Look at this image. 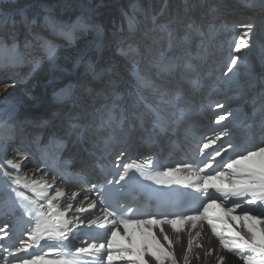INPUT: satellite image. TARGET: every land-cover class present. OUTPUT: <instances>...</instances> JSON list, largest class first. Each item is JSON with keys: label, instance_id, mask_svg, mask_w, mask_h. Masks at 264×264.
I'll use <instances>...</instances> for the list:
<instances>
[{"label": "rangeland", "instance_id": "374dc122", "mask_svg": "<svg viewBox=\"0 0 264 264\" xmlns=\"http://www.w3.org/2000/svg\"><path fill=\"white\" fill-rule=\"evenodd\" d=\"M20 1L21 0H0V68L7 70L9 68L13 69L16 66L21 65L22 56L20 57V52L23 54L24 60L27 61V64L33 63V65H36L37 67H32V71L29 70L27 73L28 79L30 76L34 78L32 80L33 84L31 85H29L27 79L20 81V76L14 77V79L4 80V82L0 84V101L5 96L4 94L7 92V89L11 88L12 90L19 92L23 96V99L25 97H28L31 100L35 99L30 101L28 105H25L26 102L22 100L25 106L31 107L30 110H32V108L39 107V103H41L43 99H46V96L48 95L59 97L60 95H63L67 92V87L69 84L65 82L63 84V86L65 85L64 93L62 89L63 87L59 88L60 92H58V88H53L52 83L56 80H49L48 77L52 72L46 77V72L48 69H50L49 65L50 63L57 61L59 63V69L64 70L71 67L66 73L65 70L61 72L58 75L57 80L61 78L63 79V77L68 75L69 72L72 73V68L76 66L75 61L79 58L80 64L85 66L88 59L84 56L94 48V44L96 42L100 41L105 36L104 32L107 26L104 23V16L107 18L109 17L110 21L113 22L116 27L119 19L123 18L125 13L129 18L126 29L131 28L132 24L136 25L139 22H142L145 19L144 15L148 16L147 19L150 17L152 18V20L146 25L141 23V29L146 30L147 32L139 34L138 40L133 41L134 45L131 44L132 46L124 48L127 51V54H130V57L134 59V61L130 63L127 72L130 75L132 74L136 79H138V75L134 65L140 64L138 61L140 58L142 61L141 67H143L142 71L144 72L150 71L153 72V74L166 73L169 75L178 76V70L181 69L184 75H187V78L190 79V82H196L199 84L208 78V76L205 74H208L206 70L209 67L207 59L212 53L214 54V58L211 56L209 61H213V59H215L214 64L217 69L216 74L220 75L219 81L221 82H223L222 73L226 71V65L230 57L233 55H239L241 57V59L238 61L239 67L236 68L239 74L245 69V67H248L251 72L253 70L255 71L259 67L257 65L256 59L250 61L248 59H242L240 54H236L234 52V43L238 41L246 31L242 25L252 26L251 31L248 33V36L245 37V39H247L248 42H251L252 46L257 51L261 50L262 48L264 49V0H261V3L256 6L258 13H255L256 10H253V14L251 15L252 10H250V17L253 21L252 23L248 22V24L240 23L236 25L232 22H229L228 20H224V17H222L220 21V18L212 16L211 8L212 5H215L214 3L217 4V0H205L202 6L205 9L201 8L202 0H174V3L171 2L173 6L172 4L170 5L169 2L172 0H155V4H152L150 0H114V2L116 1L115 3H113L112 0H56L54 2L47 0H22L24 1L23 3H25L24 6L28 5V7H22L17 12L5 11L3 8V5L5 4L10 2L18 3ZM225 1L228 4H232L233 2L238 3L239 0ZM167 4L169 5L167 6ZM57 8H61L64 11V15H66V17L70 16L71 14L76 16L78 13L80 15L84 11L89 13L90 11L88 10L90 9L94 11V13H97L99 17L102 15V18L96 19L93 22H86L81 19V17L77 16V19L75 17L74 20H71L69 23H67L65 21L66 19H64V17L62 18L61 13L55 12L58 10ZM205 10L209 11L207 12V15L202 13V11ZM233 11L234 12L231 14L228 13L229 18H234V20H237L236 11H238V9H234ZM141 12L143 14H141ZM162 12H171V19L168 21L160 20V14ZM220 13H218L219 16L221 15ZM5 14H7V16ZM165 16L167 17V15ZM216 16L219 17L218 15ZM19 17L22 19L20 22L18 21ZM184 17L185 19L183 20ZM156 19L159 20V26L157 25ZM40 23H46L48 25H52L53 23L56 24L57 36L49 39L47 36L41 34L40 30L36 31L35 28L37 24ZM91 23H93V28L91 30L87 29ZM175 25L178 26V28ZM2 26H7V29H4L5 33L3 34L1 33L3 30L1 29ZM154 28H156L158 31L153 32ZM32 29L35 30L34 35H32V33L29 35V32ZM119 32H121V27H118L115 30L114 36H116ZM73 35L76 36L73 37ZM62 36L65 38H59ZM168 38L169 43L167 44L169 45L170 49L163 52L160 44ZM151 39H153L152 42ZM55 41H63L64 43L56 44ZM112 41L113 48H116L117 53L125 52L122 48V39L120 35H118V37L114 38ZM149 43H154V49H149V46H147ZM156 43L157 47H155ZM33 45H41L42 49L44 51L47 50L50 56L47 59H41L36 54H33L31 49ZM191 45H193V48ZM219 47L220 49H218ZM247 50L248 49H243L242 54ZM253 53L255 52L252 51L250 53L252 57ZM199 59H201L202 62H200ZM50 60L52 61L49 62ZM85 60L87 61L85 62ZM257 60L259 61L258 58ZM103 64H106V60L94 67V69L96 68L97 72H93V70L92 72L94 74H99L105 69ZM191 64H204V68L195 67L193 72H190L189 70L185 72L184 69ZM41 65H44L42 66L44 70H41L42 67L39 68ZM109 68L110 67L106 68L105 70L109 71ZM197 68H200V70L198 71ZM12 71L15 70L13 69ZM169 71H172V73L170 74ZM0 74L2 73L0 72ZM45 77L46 92L43 91V89L42 92H40L41 88L45 89L44 86L41 87L45 81ZM88 79L89 78H87V80ZM144 80L146 79L143 76L142 82ZM59 86H62V84L60 83L54 85V87ZM146 90L149 91V87ZM148 94H150V91ZM156 95L158 94L156 93ZM164 96L162 98H164ZM11 100L12 99H8V101L6 100V103L10 104L8 109H4L7 112L11 110V115L8 116L4 110H1L0 117H3L1 123L6 122V119L10 120L11 117V119L15 121L18 119V116L23 113V108L18 106L22 105L23 103H14V99L12 101ZM26 101L29 100L27 99ZM112 101H117L115 103H118V98L115 96L111 97L110 102ZM55 107L57 108H55L53 111L60 112V115H62V113L67 109L63 108L62 106ZM5 127L6 126H3V129ZM2 138L3 136L0 134V141ZM5 150L8 152L9 147H6ZM12 158H15V155L12 156Z\"/></svg>", "mask_w": 264, "mask_h": 264}, {"label": "snow or ice", "instance_id": "6c2138e0", "mask_svg": "<svg viewBox=\"0 0 264 264\" xmlns=\"http://www.w3.org/2000/svg\"><path fill=\"white\" fill-rule=\"evenodd\" d=\"M246 29L243 36L234 43V52L237 54L242 53L243 49L250 47L249 42L245 37L251 31V25H242ZM241 59L239 55H233L230 57L226 71L222 74L227 76L229 73H233L234 69L239 67L238 61ZM166 70V69H165ZM167 103V101H165ZM222 107V105H218ZM264 111V108L261 109ZM227 115H231L228 113ZM227 115H220L216 120V123H220L227 118ZM262 131H264V120L261 121ZM224 133L216 135L214 138H209L203 142L202 147L199 148V155L204 157L195 166L192 164L184 163L176 167H164L163 170H158L156 165L152 161L137 162L131 161L117 165L122 171L118 172L119 179L115 183L119 184L121 181L127 183L128 181L139 182V178H143L145 181H151L155 185L162 186V188L170 189L173 185H180L185 189H192L195 193H200V204L196 208H186L183 212L175 213H160V219H157L156 214H149V218L142 219L139 209H134L131 205L119 204L117 207L109 210V207L103 208L104 222H100L99 218L96 220H89L88 225H96L98 228L103 229L109 233L108 238L104 242H93L88 245L87 248H78L77 252L84 253L94 252L98 258L103 261L105 256L107 264H113L114 256L113 251L119 253V259L127 261V264H148L145 256H151L157 264L161 261V253L164 259L171 260L172 264H176L175 257L172 253L166 252L152 231L141 227L140 231L143 236L141 246L139 248L134 247V241L132 236L128 232V226L135 224L138 226L144 225H170L176 233L185 231L182 227L177 225L188 224V231L195 229L198 226L203 229L204 221L207 222L211 228L212 234L219 241V245L223 250L234 254L244 264H264V142L260 144H254L251 147H246L244 150L236 153L234 156H230L226 159L222 158L217 160L218 157H222L223 153H227V148L221 145L219 148L214 147L217 141H220ZM228 147H233L228 144ZM212 149L211 152L206 150ZM125 152L121 151L119 156H124ZM119 156L117 159H119ZM258 158V159H257ZM216 165L213 167V165ZM7 165L10 169L19 172L22 167L21 163L7 161ZM202 165V166H201ZM211 170V171H209ZM43 174L45 179L37 180L32 179L30 183H25V188H30L31 191L40 199L45 200L48 206V215L52 216L55 211L53 201L58 197L65 195L61 190H56L55 195L49 197V189L53 187L55 179L49 183L46 179L47 172L42 169H37V172L33 175ZM187 173V174H184ZM138 174V175H137ZM5 176H11L10 172H4ZM15 184H20V179L15 178L13 181ZM108 183H111L109 181ZM96 187L95 184L92 185ZM17 195H23L17 193ZM78 193L73 192L72 196L75 197ZM98 196L104 195L103 190L97 193ZM170 196L171 194H165ZM24 199H29L25 196ZM107 199V197H105ZM219 201V203H218ZM230 202V205H228ZM44 207L43 204L40 205ZM70 207V205H69ZM96 207L94 202L89 203L88 208ZM211 208H222L225 212V216L232 221H239V230L235 229L229 224L228 219L217 216L215 213H210ZM202 209V211H201ZM240 210L239 215H233ZM81 212H86L87 209L81 208ZM188 212L193 214L189 215ZM31 215V213H28ZM39 215L43 217L42 220L37 221L36 227L29 233V240L32 242H38L40 240L59 241L66 240L67 234L63 230L67 227L68 221H61L60 217L64 216V213H59L53 217V220H49L45 216L44 212H40ZM173 216L174 218H169ZM111 218V219H110ZM216 221V222H214ZM83 220L80 223L83 224ZM190 222V223H189ZM197 222H201L199 225ZM221 226L228 233L225 235L223 231H217V227ZM123 231V235L128 238V245L119 243L116 240L118 233ZM160 232L163 234L164 229L161 227ZM201 232H196V237L199 238ZM164 239L169 242V247L172 245V241L164 234ZM193 241L190 238L188 241V251L192 249ZM149 245L156 249L155 252H149ZM32 244H28L27 247L21 246L17 248V252H27ZM197 248H202L203 245L197 240ZM211 250H205V256L211 255ZM12 255V253H9ZM197 259L200 258V254H196ZM187 256L185 261L187 264ZM219 264H224L225 257H218ZM22 264H73L72 260L63 259L59 261H46L39 258H34L31 261L23 260Z\"/></svg>", "mask_w": 264, "mask_h": 264}, {"label": "bare ground", "instance_id": "6f19581e", "mask_svg": "<svg viewBox=\"0 0 264 264\" xmlns=\"http://www.w3.org/2000/svg\"><path fill=\"white\" fill-rule=\"evenodd\" d=\"M204 2H205V0H202V3H201V8L202 9H205V8L202 7ZM242 7H243V5H242ZM251 8H253V7H251ZM253 9H256V8H253ZM221 11L222 10H220L219 13ZM207 12H209V11L208 10L207 11L206 10L205 11H202V13H204L206 15L208 14ZM255 13H258L257 12V9H256V12ZM252 14H253V10H252L251 15ZM217 15L219 16V14H217ZM212 16H216L215 12L212 13ZM236 17H237V20H234V18H229V17L227 19H224V20H228L229 22H232L235 25L236 24H240V23H242V24H248V22L249 23H252L253 22L252 19H251V17H250V10L249 9L248 10H241L240 15L239 16L236 15ZM152 41H153V39H151V42ZM151 44L149 43V44H147V46H151ZM101 45H102L101 42H99V44L97 43L94 46V48L92 50H90L84 56L85 58L88 59V61L85 60V62L87 61L88 65H89L88 67L90 69L93 68L92 69L93 72H97L96 68L94 69V67L96 65H98V64H94L93 66H91V64L93 63V60L96 57L102 55L103 52H104L103 55L106 54V46H103L102 47ZM249 45H250V47L247 48L248 49L247 51L243 52V54L240 53V55L242 56V59H248L249 61L250 60H253V59L254 60L256 59L257 65L264 72V65H263L264 64V49L262 48L261 50H258L257 51L252 46V43L251 42H249ZM191 46L193 48V45H191ZM35 47L37 48V50L34 49ZM31 49L33 51V54H36L41 59H47L50 56L49 52L47 50L44 51L42 49L41 45H39V46L38 45L37 46H32ZM151 49H153V48H151ZM168 49H170V48L168 47V44H166L165 41H164L163 42V46H162V50H164V52H165ZM218 49H220V47ZM252 51L255 52V53H253V57L250 55V53ZM43 53H45V54H43ZM19 55L23 57V54L22 53H20ZM210 55H212V57L214 58V54L213 53L210 54ZM104 58H106V57L104 56ZM257 58L259 59L260 62L257 60ZM199 60H201V59H199ZM51 61L52 60H50L49 62H51ZM243 63H244V61H243ZM31 64H33V63H28L27 64V61L24 60V59H22L21 65H18L15 68H13L15 71L12 72L13 73L12 75H14V76L7 75L8 69L7 70H3V69L0 68V72L3 74L2 76H4V77H12V78H14V77H19V75H22L21 78L22 77L23 78L22 79L19 78V80L20 81L21 80L23 81V79H25V80L27 79V82H29V85H31V84H33V81L32 80L34 78L32 76H30V78L28 79L27 73L29 72L30 69L27 70V73L26 74H22L23 71H25L26 67L27 66L29 67ZM58 64L59 63L57 61L50 63V65H49V68L50 69H48V71L46 72V77H47V75L49 73L52 72L48 77H49V80H52V81H55L56 80L55 83L59 80V79L57 80L58 75L61 72L64 71L62 69H59ZM75 64H76V66L72 68V72L76 71V74L78 75L77 76V79H79V77H81V75L78 73V72H80V70L78 71V69L80 68V67H78V65L80 64V58L75 61ZM103 65H104L105 69L108 68V67H111L108 60H106V64H103ZM42 66H44V65H41L39 68H41ZM201 66L202 65L199 66V65H196V64L195 65L194 64H191V65H188L187 68L184 69V71L186 72L187 70H189L190 72H193V70L195 69V67H201ZM16 69H17V71H16ZM197 69H198V71L200 70V68H197ZM41 70H44V68L42 67ZM31 71H32V69H31ZM37 71H39V70H37ZM107 72H108V77H109L110 71L102 70L98 74L100 76V78H101V79H98V81H101V80L102 81H105L104 82V85H105V88H106V89L103 88L102 94H101L100 97H105V93H103V91L108 90V91H106L107 93H110L111 92V90H109V86L107 85V82L109 84V79H108V77L107 78H104L106 76L104 73H107ZM178 72H179V76L176 78V80H177V82H180V84L182 85V90H180V91L177 90V92H173L171 94L165 95L163 100L164 101H167L166 104H169L171 107L174 106V105L176 106V104H178V102H180L182 105L188 107L191 111H194L195 108L192 105V101H191V99H189L185 95V92H188L189 90H192L195 87H198V83H196V82H190V79L187 78V75H184V73L182 72L181 69H179ZM69 73H71V72H69ZM254 74H255V71L253 70L251 72L248 67H245V69L240 74L238 73V71L236 69H234V72L233 73H229L227 76H224L222 74L223 82H221L219 80H216L215 81L214 85L217 86L216 89H218V90H216V89L214 90L213 88H207V87L199 88L200 95L203 98H206L207 97V98H210L211 100H213L215 102H219L223 98V96H225L224 89L226 87H229V88L232 89V91L230 92L229 96H231V99H236L243 92L251 91V88L246 89L245 88L246 86H253V88H254L257 85V82L258 81L257 80L254 81V79H253ZM248 76L250 77V79H251L250 81H252V82H250V81L249 82H244V80ZM46 77H45L44 83L41 86V87L44 86L45 89L44 88H41V91L40 92H42V89H43V91L46 92ZM65 77H68V76L66 75ZM87 78H88L87 76H84L83 77V80H82V84L83 85L85 84V82H88ZM123 79H124V77H123ZM260 79L264 81V79H262V78H260ZM222 83H223V85L220 87V85ZM176 85H177V83H176ZM129 94L131 96L133 95V93H131V90H129ZM4 95H3L4 97L0 101L1 102L0 103V111L1 110H4V109H8L9 104H10V103H6V100L8 101V99H12V100L14 99V103L15 102L16 103H23L22 100H24L26 102L25 105H28V103H30V101L35 100V99L31 100L28 97L27 98L25 97L23 99V96L19 92H17L16 90H12L11 88L7 89V92ZM249 97H250V95H248L246 97V98H248L247 99V102L250 100ZM16 98H18V99H16ZM27 99L29 101H26ZM69 104L67 105V107L69 106ZM232 104H233V102L230 103V105H232ZM25 105L23 103L22 105H18V106L19 107H22V108H25L26 107L29 110L31 109V107H27ZM56 106H59V105H56ZM32 109H34V108H32ZM4 111H5V113H7L8 116L11 115V113H10L11 110L9 112H7L6 110H4ZM51 112L53 113L54 111H51ZM58 113L60 114V112H54V114H58ZM62 115H65V112H63ZM2 118L3 117H0V134H2V136H3L2 139H5V141H6V138L5 137L11 136V133L13 132L12 129L9 128V125L11 124L12 119L11 118H10V120L6 119V122L1 123ZM138 122L139 121H136L135 122V124H134L135 127L138 126ZM3 126H6V127L3 129ZM3 155H4V151L2 150V144L0 143V191L2 189H10V188L15 189L14 186L17 185L18 186V187H16L17 193L18 192L19 193H22L23 192L22 186H24L25 183H30L32 179H37V180H43V179H45V177L43 176L42 173L41 174H37L35 176L33 175L34 173L37 172V169H39V166H35L34 168H32V167L28 168L29 164L26 163L25 164L26 167H22L19 172L10 169L8 167V165H7V161H9V159H7V157H5ZM6 171L11 173V176L10 177L4 175V172H6ZM15 178H19L20 179V184H15L13 182ZM46 179H47V181L49 183H51L53 181V179L48 174H47ZM28 189H29V192H27V194H34L31 191L30 188H28ZM56 190L63 191L65 193V195L60 196L56 200L53 201L54 207L57 209V211H59L61 213H67V215H70V218L71 219H75L77 217L79 218V215H77L75 212L78 209L88 207L89 203L94 202V200L90 199L87 195H80V193L82 191L81 188H77L75 186H62L60 184H57L56 182L54 183L53 187L49 189V197L55 195V191ZM73 192L78 193V195H76L75 197H73L72 196V193ZM2 195L8 196V195L5 194V192H2ZM2 195H0V205L4 203V199H3ZM69 205H70V207H69ZM216 212H217L216 210L215 211H210V213H215V214H216ZM63 219L67 220V219H69V217L66 218L65 216H63ZM214 222H216V221H214ZM188 226H189L188 224H185L183 226V228L186 229V230L180 232L179 234L176 233L172 229V227L170 225H160L159 228H158L159 229V232H160V228L161 227L164 229V233L163 234L160 232V235H161V237L163 239H164V234H166L169 237V240L172 241L171 247H169V243L167 241H166V243L168 244V247H169L171 253L175 257L176 264H186L185 256H187V258H188L187 259V264H219V260H218V257L219 256H224L225 257L224 264H244V262L241 261V260H239V258L236 257L234 254L229 253V252H227L226 250H223L220 247L219 241L212 234L211 228L208 226V224H207L206 221L203 222V227H205L206 229H202V234H201V236L199 238L196 237V232H199V230H201V228L198 227V228H195V229H191V232L189 233V231L187 230L188 229ZM237 226L239 228L240 223H237ZM224 234L225 235H228L227 232H225ZM190 238L192 239L193 244H192V249L189 252L187 249H188V241H189ZM197 240L199 241V243L201 245H203L202 248H197L196 247ZM206 249L207 250H211V253L212 254L211 255H208V256H205V250ZM197 253L200 254V258L199 259H197V256H196ZM0 264H2L1 260H0ZM15 264H22V261L16 262ZM159 264H172V261L171 260H161L159 262Z\"/></svg>", "mask_w": 264, "mask_h": 264}, {"label": "trees", "instance_id": "16d2710c", "mask_svg": "<svg viewBox=\"0 0 264 264\" xmlns=\"http://www.w3.org/2000/svg\"><path fill=\"white\" fill-rule=\"evenodd\" d=\"M47 1H50V2H54V1H56V0H47ZM147 1H149V0H147ZM151 2H152V4H155L154 2H156L155 0H150ZM161 1H163V0H161ZM169 1V0H168ZM174 0H172V1H169L170 2V5L172 4V3H174L173 2ZM24 1H20V2H18V3H8V4H5V5H3V8H4V10L5 11H13V12H17L20 8H22L24 5H25V3H23ZM150 2V3H151ZM172 2V3H171ZM149 4V3H148ZM147 4V5H148ZM169 5V4H168ZM172 6H173V4H172ZM58 10H56L55 12L56 13H61L62 14V18L64 17V19H66L65 21L67 22V23H69L71 20H74L75 19V17H77V15L75 16V15H70V16H67L66 17V15H64V11L61 9V8H57ZM155 9H156V7H155ZM6 16H7V14H5ZM110 15V14H109ZM61 21H62V19H61ZM147 21V22H146ZM104 22L106 23V25L110 28H112L113 26H115V25H113V22H111L110 21V19H109V17L107 18V17H105L104 16ZM150 21H149V19H147V18H145L144 19V21H143V23H144V25L145 24H148ZM146 31V30H145Z\"/></svg>", "mask_w": 264, "mask_h": 264}, {"label": "water", "instance_id": "95a60500", "mask_svg": "<svg viewBox=\"0 0 264 264\" xmlns=\"http://www.w3.org/2000/svg\"><path fill=\"white\" fill-rule=\"evenodd\" d=\"M112 2L115 3L116 1L114 2V0H112ZM109 3H110V2H109ZM110 4H112V3H110ZM26 7H28V5L23 6V8H26ZM70 68H71V67H70ZM70 68L64 69V70H65V73H66Z\"/></svg>", "mask_w": 264, "mask_h": 264}]
</instances>
